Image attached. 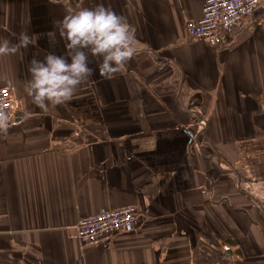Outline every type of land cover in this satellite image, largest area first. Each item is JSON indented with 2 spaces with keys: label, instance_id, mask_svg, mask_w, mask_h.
Wrapping results in <instances>:
<instances>
[{
  "label": "crops",
  "instance_id": "crops-1",
  "mask_svg": "<svg viewBox=\"0 0 264 264\" xmlns=\"http://www.w3.org/2000/svg\"><path fill=\"white\" fill-rule=\"evenodd\" d=\"M207 0H0V264H264V4L220 45L186 31ZM98 4L123 16L136 55L42 111L29 62L65 53L55 23ZM55 32V36L50 33ZM137 206L136 225L81 244V217Z\"/></svg>",
  "mask_w": 264,
  "mask_h": 264
},
{
  "label": "clouds",
  "instance_id": "clouds-1",
  "mask_svg": "<svg viewBox=\"0 0 264 264\" xmlns=\"http://www.w3.org/2000/svg\"><path fill=\"white\" fill-rule=\"evenodd\" d=\"M55 28L65 41V53L48 52L43 60L34 56L28 68L30 79L26 91L32 102L45 112L49 106L71 101L78 88L94 74V69L89 67V56L97 59L99 75L111 79L137 53L135 35L127 20L103 4L70 11L55 23ZM50 35L54 37L55 32ZM38 39L35 34L22 32L15 44L4 40L0 43V56L16 54L20 49L36 45ZM10 119V114L0 108V134H8Z\"/></svg>",
  "mask_w": 264,
  "mask_h": 264
},
{
  "label": "built area",
  "instance_id": "built-area-1",
  "mask_svg": "<svg viewBox=\"0 0 264 264\" xmlns=\"http://www.w3.org/2000/svg\"><path fill=\"white\" fill-rule=\"evenodd\" d=\"M263 4L264 0H207L202 17L187 22L186 31L196 41L220 45L225 36L234 34ZM11 90L0 87V108L10 114V124L17 115ZM139 215V208L133 205L81 217L76 224L78 239L83 245L110 240L120 231L136 225Z\"/></svg>",
  "mask_w": 264,
  "mask_h": 264
}]
</instances>
